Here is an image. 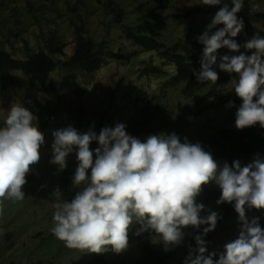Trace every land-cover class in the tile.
Listing matches in <instances>:
<instances>
[{
  "label": "clouds",
  "instance_id": "clouds-1",
  "mask_svg": "<svg viewBox=\"0 0 264 264\" xmlns=\"http://www.w3.org/2000/svg\"><path fill=\"white\" fill-rule=\"evenodd\" d=\"M221 3L198 0L197 4ZM231 5L223 3L197 37L204 47L201 69L193 74L198 83L215 84L219 79L213 68L217 50L226 47L238 53L222 56L219 63L221 71L238 76L234 91L242 103L235 126L243 129L258 123L264 128V38L253 36L243 46L233 39L244 27L236 15L244 0H231ZM219 24L224 26L211 32ZM241 47L252 50L251 54L240 52ZM227 101L229 107L234 106L233 99ZM36 120L21 104H13L4 118L0 127V200L24 199L26 175L39 162V150L45 143ZM52 135L50 163L64 170L73 152L78 161L72 183L79 190L70 201L58 200L54 205L51 231L66 247L100 254L111 246L120 254L129 247V230L135 221L141 225L137 234L154 231L167 251L182 244L184 227L207 225L193 236L196 247L189 246L184 264H264V229L257 217L249 221L246 215V207L264 209V158L259 154L245 166L239 160L221 166L199 142L187 138L181 142L175 133L151 135L141 142L126 132L123 123L105 126L98 135L92 128L80 133L71 125L54 130ZM93 141L99 145L94 150L90 148ZM212 181L221 189L217 204L234 202L240 222L238 238L224 245L218 259H213L216 252L205 255L204 237L215 230L220 217L215 211L201 217L205 206L196 202L203 186ZM59 193L57 189L53 195Z\"/></svg>",
  "mask_w": 264,
  "mask_h": 264
},
{
  "label": "rangeland",
  "instance_id": "rangeland-1",
  "mask_svg": "<svg viewBox=\"0 0 264 264\" xmlns=\"http://www.w3.org/2000/svg\"><path fill=\"white\" fill-rule=\"evenodd\" d=\"M1 1L12 5L11 10L4 11L1 4L0 12L2 33L10 40L5 48L13 55L24 57L28 47L34 51L45 47L52 33L57 32L66 45L64 53L56 57L63 60L70 57L74 52L75 32L72 23L76 15L73 7L76 4L92 37L97 40L106 39L109 49H120L122 53L132 54L130 60L110 59L99 70L91 73L65 71L59 67L52 75L59 97L54 88L41 91L38 85L19 71L9 72L0 79V127L10 107L21 104L36 115L37 126L45 136V143L39 150L40 160L31 166V171L26 175L24 199L0 200V264H84L92 253L66 247L51 231L54 226L55 203L58 200H69L77 189L72 181L78 166L75 152L67 157L64 170H58V165L50 163L53 131L71 125L80 133L92 128L98 135L105 126L114 127L117 123H123L129 134L133 122L149 114L159 119L164 115V110L177 111L186 103L198 100L212 88L213 83L204 84L192 97L184 95V81L164 92L161 86L175 73V65L167 64V61L165 63L158 51L145 50L127 38L122 26L114 21L113 15L104 11L105 0H83L84 5L79 0ZM117 1L125 11L126 25H136L147 20L160 32L159 39L162 42L171 45L179 39L189 40L196 44L195 48L201 57L204 46L198 42L197 37L203 34L213 16L188 14L193 7L202 5L197 4L198 0H172L165 8H158L156 0ZM255 2L264 9L263 3L259 0ZM14 32H17L15 37ZM239 42L243 46L245 40ZM226 50L229 54H238L228 48ZM240 52H245V49L241 47ZM147 65L160 66L164 72L143 74L141 69ZM236 82L238 76L221 88L222 93L228 94ZM228 102L191 116V128L183 135L181 142L185 138L191 143L199 142L210 152L199 141L201 134L208 131L204 124L212 119L216 125L234 127L239 105L234 102V106L229 107ZM98 146L97 141L90 144L91 149ZM207 185L203 186V191ZM83 187L84 184H81L80 188ZM57 189L60 193L53 195ZM203 191L196 202L204 204V209L223 214L217 231L207 240L208 252L205 253L216 252L213 259H218L224 251V245L238 238L240 222L234 202L227 203L224 208L214 202L206 206ZM256 212L257 209L246 207L248 219ZM140 227L134 221L129 235L134 236ZM202 229V226L200 229L192 228L181 245L167 251L160 237L155 238L153 244L158 255L171 253L160 264H184L189 246L192 249L196 247L193 236ZM140 254V242L132 237L126 251L120 254L112 252L98 264H136Z\"/></svg>",
  "mask_w": 264,
  "mask_h": 264
},
{
  "label": "trees",
  "instance_id": "trees-1",
  "mask_svg": "<svg viewBox=\"0 0 264 264\" xmlns=\"http://www.w3.org/2000/svg\"><path fill=\"white\" fill-rule=\"evenodd\" d=\"M29 1V0H28ZM84 5L83 0H79ZM172 0H156L158 8H165ZM264 4V0H259ZM227 2L229 8L232 7L231 0H222L220 5H198L188 11L189 15L197 14L199 16H214L216 11L223 6V3ZM3 5V9L11 10L12 5L0 2ZM104 11L113 15L114 21L122 26L127 38L132 40L135 45L143 47L145 50H156L161 55L162 59L167 61V64L175 65V73L162 84L161 89L166 92L171 86L180 84L184 81L185 86L183 88L184 95L188 97L194 96L200 88L206 84L198 83L194 71L198 72L201 69L202 55H198L196 50V44H193L189 40L179 39L173 44L168 45L159 39L160 32L156 31L149 21H141L136 25H126L124 23L125 11L119 6L117 0H105ZM78 5L73 7L76 13L73 19L72 26L74 27V52L67 59H61L56 57L58 54L64 53L65 41L60 37L57 32H53L50 38L46 41V46L41 47L38 50H31L27 48V54L24 57H19L10 53L5 44L9 43L8 36L2 33V17L0 12V79L7 73L12 71H19L28 78L33 84L40 87L41 91L50 88L55 89V84L52 79L53 72L59 67L65 71H84L95 72L99 70L103 64L110 60H130L132 54L122 53L119 50L109 49L107 40H97L89 34V28L85 22L84 16L78 11ZM255 8L256 11H252ZM238 19H242L244 27L242 31L233 38L239 42L245 40L248 41L253 36H259L264 38V9L260 8L255 0H244V5L237 14ZM224 25H216L211 32H215ZM17 35V32L13 33V37ZM25 39V38H23ZM244 42V43H245ZM240 43V42H239ZM193 46V47H192ZM226 47H222L217 50V63L213 65L214 70L218 72L219 79L217 83L213 84L212 88L202 95L195 102H189L181 106L176 110H164V115L159 119L151 116V114L142 117L137 122L132 123V129L129 132L130 135L138 138L142 142H146L147 138L151 135H171L177 134L180 139L191 128L192 122L189 120L191 116H197L204 113L206 110L212 107H218L223 105L228 99H233L237 105H241L242 100L234 91V88L229 91L228 94H223L221 88L227 85L232 79L237 77V74H229L219 69L220 58L224 55H238L229 54ZM252 50H246L245 54L250 55ZM190 61V63H189ZM143 74H157L164 72L160 66L147 65L141 69ZM46 90V91H47ZM56 94L59 97V93L55 89ZM204 96V97H203ZM207 128V132H203L199 138V141L207 148L213 158L222 166L224 162H227L230 166L234 160H239L241 166H245L250 163L256 154L264 158V128L258 123L255 126L245 127L243 129H237L234 127H226L222 125L214 124L212 119H209L204 124ZM2 124L1 127H3ZM94 150V148H92ZM95 158V155H94ZM90 174V170H89ZM79 189L77 188L75 193ZM221 189L213 181L209 185L205 186L203 191L204 203L209 205L214 202L220 208H224L227 202L217 204V200L220 198ZM211 213L208 209H203L200 216L206 217ZM220 219L217 221V226L214 231L208 233L204 239L209 240L212 235L217 231L220 223L223 220V214L218 213ZM253 217L258 218V223L262 229H264V209H259L254 216L249 218V221ZM207 225H202L206 227ZM193 227H184L182 231L187 234ZM135 237L140 242V257L136 260V264H156L163 263L171 256V253L165 255H158L154 247V239L159 236L154 231H143L140 234L134 236L129 235V240ZM111 246L100 253H92L90 258L84 264H98L105 260L110 254H112Z\"/></svg>",
  "mask_w": 264,
  "mask_h": 264
},
{
  "label": "bare ground",
  "instance_id": "bare-ground-1",
  "mask_svg": "<svg viewBox=\"0 0 264 264\" xmlns=\"http://www.w3.org/2000/svg\"><path fill=\"white\" fill-rule=\"evenodd\" d=\"M204 97V96H203Z\"/></svg>",
  "mask_w": 264,
  "mask_h": 264
}]
</instances>
